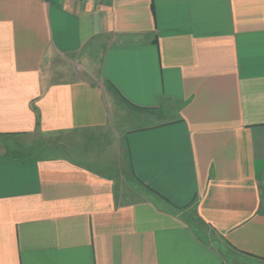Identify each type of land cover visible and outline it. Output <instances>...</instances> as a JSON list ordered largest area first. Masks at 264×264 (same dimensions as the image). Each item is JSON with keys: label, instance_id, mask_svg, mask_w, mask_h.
<instances>
[{"label": "crops", "instance_id": "1", "mask_svg": "<svg viewBox=\"0 0 264 264\" xmlns=\"http://www.w3.org/2000/svg\"><path fill=\"white\" fill-rule=\"evenodd\" d=\"M0 138V264H264V0H0Z\"/></svg>", "mask_w": 264, "mask_h": 264}, {"label": "rangeland", "instance_id": "2", "mask_svg": "<svg viewBox=\"0 0 264 264\" xmlns=\"http://www.w3.org/2000/svg\"><path fill=\"white\" fill-rule=\"evenodd\" d=\"M19 142V141H18ZM4 143H17V142H14V140H9V139H2V138H0V144H4ZM195 225L197 226V227H200L201 226V228L203 227L202 226V223L200 222V223H195ZM213 234V236H218L216 233H212ZM218 238V237H217ZM231 258L230 259H228V264H233V262H231Z\"/></svg>", "mask_w": 264, "mask_h": 264}]
</instances>
